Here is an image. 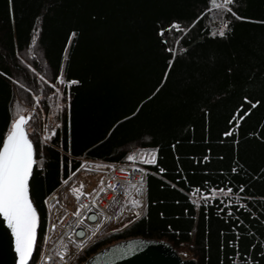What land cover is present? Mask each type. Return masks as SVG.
Listing matches in <instances>:
<instances>
[{"label": "trees", "instance_id": "1", "mask_svg": "<svg viewBox=\"0 0 264 264\" xmlns=\"http://www.w3.org/2000/svg\"><path fill=\"white\" fill-rule=\"evenodd\" d=\"M14 111L29 116L35 152L29 264L45 198L81 158L140 152L154 153L145 212L74 264L132 237L197 264H264V0H0V135ZM212 189L230 194L191 201Z\"/></svg>", "mask_w": 264, "mask_h": 264}, {"label": "built area", "instance_id": "2", "mask_svg": "<svg viewBox=\"0 0 264 264\" xmlns=\"http://www.w3.org/2000/svg\"><path fill=\"white\" fill-rule=\"evenodd\" d=\"M84 166L99 173L96 189L78 197L76 211L67 210L59 202L58 190L47 196L48 222L41 252L34 264H73L88 246L103 236L111 206L118 198L130 200L129 211L144 208L147 181L144 169L118 162L90 160H86ZM109 184L114 187L109 188ZM133 200H139V203L133 205ZM78 242L84 247L79 248ZM60 254H64L63 260ZM45 256L50 259L46 261Z\"/></svg>", "mask_w": 264, "mask_h": 264}, {"label": "snow or ice", "instance_id": "3", "mask_svg": "<svg viewBox=\"0 0 264 264\" xmlns=\"http://www.w3.org/2000/svg\"><path fill=\"white\" fill-rule=\"evenodd\" d=\"M210 2H212V0H210ZM9 3L11 4L12 0H9ZM233 3L234 0H225V5ZM214 6L216 8L221 7L219 4H214ZM223 10L226 13H231L232 16L237 15L230 6L224 7ZM208 11L209 9L205 8L204 12L192 21V24H195ZM169 27L179 29L180 25L176 21H173ZM189 27H191V25ZM227 27L228 24L225 20L221 26L219 35L223 36ZM186 30L187 29H185V31ZM160 32L163 33L164 29L161 28ZM57 79H59V77H57ZM28 120L29 116L16 111L12 112L6 130L0 135V216H3L4 221L7 222L9 228H11L17 254V264H26V261H28L32 253L33 243L36 239L38 219L37 210L33 206V201L29 196L28 181L34 163V142L29 138V132L26 131ZM44 139H47V137H44ZM126 159L132 160L133 156L128 155ZM205 159H207V157H205ZM121 171H123V169H121ZM233 171H235V169H233ZM101 183H103V181H101ZM108 187L112 188L114 185L109 184ZM242 188L243 186H241V189ZM69 191L75 192V189H69ZM84 195L88 194L84 193ZM93 203H95V201H93ZM131 203L136 205L139 203V200H133ZM139 215V212L135 213L133 219ZM53 227H55V225H53ZM45 238L47 239V237ZM141 243H143V241ZM229 243H231V241H229ZM78 247L82 248L84 245L78 242ZM44 259L47 261L50 257L45 256ZM60 259H64V254H60Z\"/></svg>", "mask_w": 264, "mask_h": 264}, {"label": "water", "instance_id": "4", "mask_svg": "<svg viewBox=\"0 0 264 264\" xmlns=\"http://www.w3.org/2000/svg\"><path fill=\"white\" fill-rule=\"evenodd\" d=\"M26 131L27 127H26ZM30 138V137H29ZM34 147V144H33ZM33 168L35 166V152L33 155ZM32 168V170H33ZM32 171L29 175V181ZM28 181V183H29ZM30 196V192H29ZM31 199V197H30ZM34 206V204H33ZM35 207V206H34ZM38 214V213H37ZM36 228V237L38 229ZM143 241V243H141ZM36 239L33 243L32 253L26 264H29L34 252ZM0 264H17L14 237L11 228L0 216ZM80 264H197L193 258L182 257L168 242L143 237L121 239L108 244L88 256Z\"/></svg>", "mask_w": 264, "mask_h": 264}, {"label": "rangeland", "instance_id": "5", "mask_svg": "<svg viewBox=\"0 0 264 264\" xmlns=\"http://www.w3.org/2000/svg\"><path fill=\"white\" fill-rule=\"evenodd\" d=\"M53 130V123H48L45 127V132L43 133L44 137L48 135ZM31 139V138H30ZM32 140V139H31ZM34 144V143H33ZM141 161L142 155L140 156ZM97 174L91 171L80 170L75 175H73L68 182L65 184L64 188L60 192V200L62 203H66L67 207L75 210V200L77 196L81 193H90L95 184L97 182ZM69 189H75V192L69 191ZM215 193V194H212ZM229 192L223 189H213L210 193H203V192H194L192 199L195 203H199L203 198H213L215 196L223 197L224 195H228ZM133 215H127L126 211L124 210V206L119 201L113 207V219L108 224L107 230H119L121 229L126 223H128L131 219H133ZM123 225V226H122ZM182 257H188V252L186 249H182L179 251Z\"/></svg>", "mask_w": 264, "mask_h": 264}, {"label": "crops", "instance_id": "6", "mask_svg": "<svg viewBox=\"0 0 264 264\" xmlns=\"http://www.w3.org/2000/svg\"><path fill=\"white\" fill-rule=\"evenodd\" d=\"M141 154H142V158H143V157H144V153H140V155H141ZM139 157H140V156H139ZM153 157H154L153 155H150L149 157H147V160H150V161H151V160L153 159Z\"/></svg>", "mask_w": 264, "mask_h": 264}]
</instances>
